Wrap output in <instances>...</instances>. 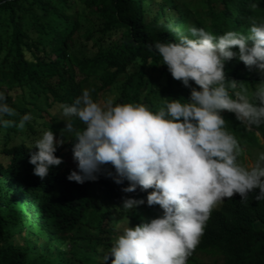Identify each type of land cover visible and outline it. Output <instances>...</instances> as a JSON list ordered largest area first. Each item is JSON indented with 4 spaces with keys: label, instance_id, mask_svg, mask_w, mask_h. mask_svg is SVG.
<instances>
[{
    "label": "trees",
    "instance_id": "16d2710c",
    "mask_svg": "<svg viewBox=\"0 0 264 264\" xmlns=\"http://www.w3.org/2000/svg\"><path fill=\"white\" fill-rule=\"evenodd\" d=\"M261 19L264 0H0V91L16 112L5 118L33 116L23 130L0 128V157L8 156L0 160V264H99L126 218L131 227L160 212L141 203L128 215L122 198L143 199L150 189L121 191L128 181L115 183L110 165L101 166L95 180L66 178L77 169L59 103H71L86 86L95 100L111 96L153 110L161 98L186 99L189 89L149 45L174 41L170 27L183 34L190 24L214 34L244 33ZM224 71L226 79L249 87L258 79L235 57ZM222 115L242 147H262L264 124L249 128L231 113ZM73 123L83 127L75 117ZM48 126L54 140L63 141L53 153L61 163L40 178L28 158L32 141ZM256 192L244 201L234 193L213 208L187 264H264V200H255Z\"/></svg>",
    "mask_w": 264,
    "mask_h": 264
},
{
    "label": "clouds",
    "instance_id": "9594fccd",
    "mask_svg": "<svg viewBox=\"0 0 264 264\" xmlns=\"http://www.w3.org/2000/svg\"><path fill=\"white\" fill-rule=\"evenodd\" d=\"M170 30L176 33L174 41H154L149 49L189 89L186 99L161 98L153 110L143 103H116L111 96L98 101L84 88L71 103L56 106L66 118L62 130L73 139L77 170L69 171L68 180H95L101 166L110 165L115 175H108L115 183L128 181L121 191L150 189L143 199L122 198L120 207L128 215L141 203L160 209L131 227L126 218L99 264L109 256L110 264H187L214 207L234 193L247 200L254 189V199L264 200V151L248 166L242 164L241 143L226 129L222 115L231 113L249 128L264 124V19L251 22L244 33L229 29L214 34L191 24L187 34ZM233 57L255 70L253 86L225 78V62ZM15 115L0 91V128L23 130L33 119L30 112L17 120L5 118ZM73 117L82 128L74 126ZM62 142L54 140L49 126L32 141L35 151L28 162L36 176L44 178L61 163L53 153Z\"/></svg>",
    "mask_w": 264,
    "mask_h": 264
},
{
    "label": "rangeland",
    "instance_id": "374dc122",
    "mask_svg": "<svg viewBox=\"0 0 264 264\" xmlns=\"http://www.w3.org/2000/svg\"><path fill=\"white\" fill-rule=\"evenodd\" d=\"M85 88H88L90 90V88L88 86H86ZM261 143H262V147H257L251 150V152L247 151V147L244 146L243 148V152L241 154V158L239 159L240 162L242 164H244L245 166H248L250 163H252L255 159L256 156L259 152L264 151V138L263 137H259ZM8 156H1L0 160H2L4 163L7 162ZM220 205V203L216 206L218 207Z\"/></svg>",
    "mask_w": 264,
    "mask_h": 264
}]
</instances>
